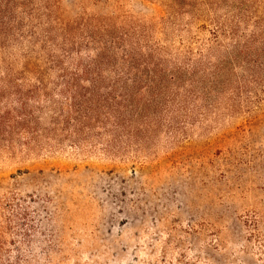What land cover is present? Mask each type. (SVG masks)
<instances>
[{
	"label": "rangeland",
	"instance_id": "rangeland-1",
	"mask_svg": "<svg viewBox=\"0 0 264 264\" xmlns=\"http://www.w3.org/2000/svg\"><path fill=\"white\" fill-rule=\"evenodd\" d=\"M174 2L119 4L140 20L174 12L208 50L191 65L224 66L212 99L133 138L63 132L45 105L30 149L0 143V264H264V0ZM219 26L238 33L215 39Z\"/></svg>",
	"mask_w": 264,
	"mask_h": 264
},
{
	"label": "trees",
	"instance_id": "trees-1",
	"mask_svg": "<svg viewBox=\"0 0 264 264\" xmlns=\"http://www.w3.org/2000/svg\"><path fill=\"white\" fill-rule=\"evenodd\" d=\"M67 1L0 0V143L15 148L20 137L30 149L36 115L49 103L59 104L55 124L63 132L133 138L175 112L189 116L193 100L212 99L224 66L206 74L191 65L208 50L194 51L174 12L140 20L122 12L121 0ZM181 1L186 10L198 0H179L180 12ZM170 27L178 31L175 44ZM237 33L219 26L214 38Z\"/></svg>",
	"mask_w": 264,
	"mask_h": 264
}]
</instances>
